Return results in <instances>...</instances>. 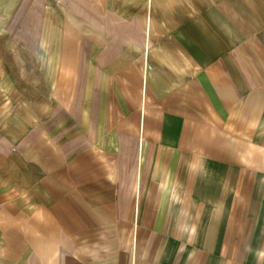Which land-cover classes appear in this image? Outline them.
I'll list each match as a JSON object with an SVG mask.
<instances>
[{"label":"crops","instance_id":"0c3cea01","mask_svg":"<svg viewBox=\"0 0 264 264\" xmlns=\"http://www.w3.org/2000/svg\"><path fill=\"white\" fill-rule=\"evenodd\" d=\"M53 12L48 125L0 132V264H264V0Z\"/></svg>","mask_w":264,"mask_h":264},{"label":"rangeland","instance_id":"374dc122","mask_svg":"<svg viewBox=\"0 0 264 264\" xmlns=\"http://www.w3.org/2000/svg\"><path fill=\"white\" fill-rule=\"evenodd\" d=\"M56 17L53 0H0V132L48 125Z\"/></svg>","mask_w":264,"mask_h":264}]
</instances>
